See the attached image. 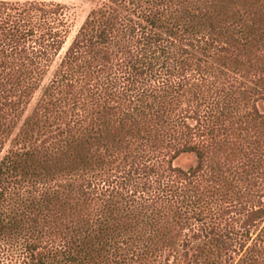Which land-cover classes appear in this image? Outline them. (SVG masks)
Instances as JSON below:
<instances>
[{
  "label": "trees",
  "instance_id": "1",
  "mask_svg": "<svg viewBox=\"0 0 264 264\" xmlns=\"http://www.w3.org/2000/svg\"><path fill=\"white\" fill-rule=\"evenodd\" d=\"M70 29L0 0V264H264V0H100L43 84Z\"/></svg>",
  "mask_w": 264,
  "mask_h": 264
},
{
  "label": "rangeland",
  "instance_id": "2",
  "mask_svg": "<svg viewBox=\"0 0 264 264\" xmlns=\"http://www.w3.org/2000/svg\"><path fill=\"white\" fill-rule=\"evenodd\" d=\"M20 1H26V0H20ZM50 2H60L68 7V16L70 19V33L67 39V42L63 48V50L60 52V54L57 56L55 62L52 65V68L46 76L43 84H47L51 78V75L54 71V69L57 67L58 62L61 59V56L64 54L65 50L70 45L73 37L75 36L77 30L85 20L87 14L89 11L100 1V0H46ZM259 107L262 111H264V102H261L259 104ZM196 164V156L191 153L183 154L181 155L176 161L175 165L180 166L182 168H190L191 166Z\"/></svg>",
  "mask_w": 264,
  "mask_h": 264
}]
</instances>
